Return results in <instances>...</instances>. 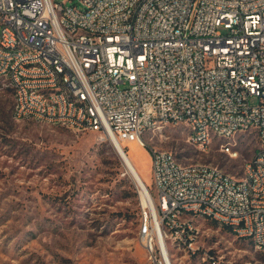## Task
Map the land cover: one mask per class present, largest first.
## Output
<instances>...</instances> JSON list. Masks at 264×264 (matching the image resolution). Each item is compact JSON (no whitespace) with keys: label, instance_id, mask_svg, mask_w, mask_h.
<instances>
[{"label":"built area","instance_id":"obj_1","mask_svg":"<svg viewBox=\"0 0 264 264\" xmlns=\"http://www.w3.org/2000/svg\"><path fill=\"white\" fill-rule=\"evenodd\" d=\"M0 0V75L19 84L14 116L93 130L147 146L144 132L163 124L204 126L212 134L257 131L258 147L234 177L206 161L184 162L151 150L152 199L141 242L149 264L165 263L174 236L216 264L196 245V211L235 220V236L260 238L264 249V0ZM80 93V100L65 95ZM8 91L1 84L0 92ZM10 92V91H9ZM257 98L258 103H252ZM82 103L93 105L84 113ZM189 131V129H188ZM200 152L215 141L188 137ZM255 176V195L247 194ZM204 196V203H197Z\"/></svg>","mask_w":264,"mask_h":264},{"label":"rangeland","instance_id":"obj_2","mask_svg":"<svg viewBox=\"0 0 264 264\" xmlns=\"http://www.w3.org/2000/svg\"><path fill=\"white\" fill-rule=\"evenodd\" d=\"M54 1L83 7L80 0ZM12 93L0 92V264H149L140 239L149 208L113 155L110 139L93 130L17 119ZM188 137L185 125L163 124L144 133L147 146L124 145L149 186L151 149L172 150L181 161L211 162L242 177L258 147L255 133H243L240 155L232 158L219 150L220 141L202 153ZM196 224V245L217 255L216 264H264V253L229 227L206 218ZM169 249L173 264H212L188 247Z\"/></svg>","mask_w":264,"mask_h":264},{"label":"bare ground","instance_id":"obj_3","mask_svg":"<svg viewBox=\"0 0 264 264\" xmlns=\"http://www.w3.org/2000/svg\"><path fill=\"white\" fill-rule=\"evenodd\" d=\"M142 0H134V7H141ZM8 84V89L11 90L13 93H19V84L12 83V77H6V75H0V86L1 84ZM65 95L66 96H73V100H80V93H73L72 88H65ZM82 111L84 113H93V105L90 103H82ZM184 125L187 129H189V135L191 136H199L204 135L205 138H209V141H218V134H212V130H205L204 126H197L193 125V122H184ZM255 133L257 135V131L255 130H240L238 133H235V141L238 142V137L243 133ZM145 133V132H144ZM114 141H116L122 152L124 159L126 161L128 169L130 168L134 173L136 179H138L139 183L142 185L140 187V191L147 202V206H150V199H152V194L150 191L149 186L146 184L145 180L143 179L141 173L139 172L136 163L134 162L133 157L130 155L129 151L125 149L124 142H122L117 135L113 134L111 136ZM220 141H224L226 143V150L227 151H236L235 143H231V134L230 131H223L220 134ZM155 150V153H162V149H151ZM131 172V171H130ZM255 186H256V178L255 176H248V184H247V194L248 195H255ZM139 190V189H138ZM197 203H204V196H197ZM196 218H206L212 220V212L210 210H199L195 212V215L192 219V227L194 230L199 231V227L196 224ZM218 224H221V221H216ZM198 223V222H197ZM227 227H235V220H226ZM238 239H249L255 247H259L260 245V238L249 237L248 235H240L235 236ZM174 243H176L179 247H188L190 250V244H187V237L182 236H174ZM262 253H264V249H259ZM172 253L170 249L168 250L167 255H165V263H172Z\"/></svg>","mask_w":264,"mask_h":264},{"label":"water","instance_id":"obj_4","mask_svg":"<svg viewBox=\"0 0 264 264\" xmlns=\"http://www.w3.org/2000/svg\"><path fill=\"white\" fill-rule=\"evenodd\" d=\"M111 143H112V146H113V150L114 152L117 154L118 157H120V159L122 160L125 168H126V171L129 173V175L132 177V179L134 180V182L136 183L137 187L140 185L142 187V185L139 183L138 179H136L134 173L132 172V170L128 167H127V164H126V161L124 159V156H123V152L119 146V144L114 141V139H110ZM131 171V172H130ZM139 188V187H138Z\"/></svg>","mask_w":264,"mask_h":264},{"label":"trees","instance_id":"obj_5","mask_svg":"<svg viewBox=\"0 0 264 264\" xmlns=\"http://www.w3.org/2000/svg\"><path fill=\"white\" fill-rule=\"evenodd\" d=\"M113 155H114V156H116V157H118V156H117V154H116L115 152H114V154H113ZM117 162H118V160H117ZM134 195H135V194H134Z\"/></svg>","mask_w":264,"mask_h":264}]
</instances>
